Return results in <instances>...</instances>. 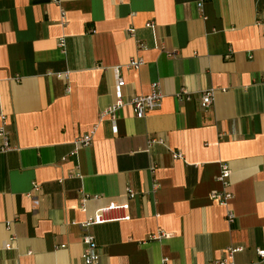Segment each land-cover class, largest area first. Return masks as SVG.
Returning a JSON list of instances; mask_svg holds the SVG:
<instances>
[{
  "label": "crops",
  "instance_id": "obj_1",
  "mask_svg": "<svg viewBox=\"0 0 264 264\" xmlns=\"http://www.w3.org/2000/svg\"><path fill=\"white\" fill-rule=\"evenodd\" d=\"M154 82L159 108L99 118ZM1 116L0 264H82L86 233L100 264H207L228 247L264 264V0H0ZM221 164L228 206L209 198ZM110 202L130 218L80 226Z\"/></svg>",
  "mask_w": 264,
  "mask_h": 264
},
{
  "label": "built area",
  "instance_id": "obj_2",
  "mask_svg": "<svg viewBox=\"0 0 264 264\" xmlns=\"http://www.w3.org/2000/svg\"><path fill=\"white\" fill-rule=\"evenodd\" d=\"M51 2L59 5L60 0H51ZM61 16H64V10L60 7ZM151 23H148L147 26H151ZM134 29L128 28L127 34L128 36L133 35ZM142 65V59L141 58H133L129 60L124 68L126 69H138ZM115 75H116V86L117 88H120L124 85V81L122 79L120 68L115 67L114 68ZM59 78H63L67 75V73H57L55 74ZM150 92L146 95H135L129 100H124L120 96L117 97L116 101L109 105L106 109L102 110L100 112L99 118H103L105 116H109L111 120H115L117 117V113L119 109L124 104H129L132 107V111L137 116H143L148 111L157 109L161 106L162 99H163V93L162 90L157 82H154L151 84V89H149ZM186 89L181 90L177 94L178 99H189V95ZM212 101V91L208 90L205 92H202L200 96V102L199 105L201 108L205 109L207 108ZM2 125L0 126V151H8L12 148L9 133L4 128V121L5 117L1 116ZM94 128L91 132L83 134L77 140L75 141V144L77 146H87L92 143L93 134L95 132ZM149 144H153L155 142L160 143L161 139L159 138H151L149 139ZM175 157L180 156V154L175 153ZM229 175H230V169L227 164H221L219 174L216 178V180L221 183L222 190L221 191H213L210 193L209 198L211 200H216L221 206H228L232 194L225 191L226 187L229 183ZM34 190H39L38 184H33ZM134 194L130 190H128V197L133 198ZM85 201L86 198L83 197L80 200V208L81 210L85 211ZM129 208L128 203H117V202H110L106 206H103L101 208H98L92 216H89L85 221H83L80 226L83 228H88L91 225L94 224H101L107 221H116V220H128L130 216L126 213L127 209ZM114 212H124L121 216H107L108 213H114ZM235 215L233 214L232 210H227L226 219L230 223L234 220ZM165 234L160 233L156 236H152V238H160L164 236ZM13 237L10 236L8 238V241L5 243V248H10L12 243ZM82 243L84 245L82 254H81V260L82 264H100L99 261V252L97 249V244L95 243L93 235L86 233L82 236ZM240 247H228L226 249V256L222 259L217 260L215 262L207 263V264H236L233 261V254L240 250ZM257 254L261 259H264V249H258Z\"/></svg>",
  "mask_w": 264,
  "mask_h": 264
}]
</instances>
